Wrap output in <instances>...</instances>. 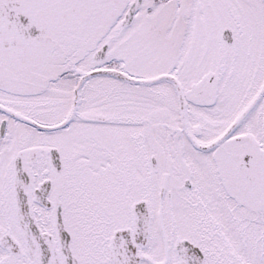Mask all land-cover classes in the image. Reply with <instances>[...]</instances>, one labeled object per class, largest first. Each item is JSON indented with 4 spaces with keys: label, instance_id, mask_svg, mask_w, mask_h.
<instances>
[{
    "label": "snow or ice",
    "instance_id": "1",
    "mask_svg": "<svg viewBox=\"0 0 264 264\" xmlns=\"http://www.w3.org/2000/svg\"><path fill=\"white\" fill-rule=\"evenodd\" d=\"M0 264H264V0H0Z\"/></svg>",
    "mask_w": 264,
    "mask_h": 264
}]
</instances>
